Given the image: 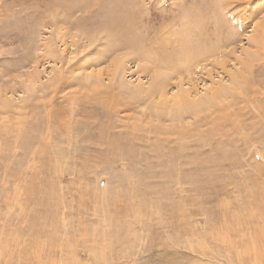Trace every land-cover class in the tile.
<instances>
[{"label": "rangeland", "instance_id": "obj_1", "mask_svg": "<svg viewBox=\"0 0 264 264\" xmlns=\"http://www.w3.org/2000/svg\"><path fill=\"white\" fill-rule=\"evenodd\" d=\"M109 1L0 0V264H264V0H135L152 55L186 22L215 47L177 78L107 53ZM231 76L220 103L166 118L178 82Z\"/></svg>", "mask_w": 264, "mask_h": 264}, {"label": "bare ground", "instance_id": "obj_2", "mask_svg": "<svg viewBox=\"0 0 264 264\" xmlns=\"http://www.w3.org/2000/svg\"><path fill=\"white\" fill-rule=\"evenodd\" d=\"M134 9H135V0H110L109 3H107L104 9L105 12L103 11L105 16L97 24H100V28L105 30L106 37H107L106 41L110 42L111 47H109V50L107 52L108 54H110V52L111 53L115 52L121 47H125L126 49L134 50V51L138 50L145 57L148 52L147 55L158 57V59L162 61V62H159L158 64H160V66H163L164 68L172 70V72L174 73V75H176V78H177L178 74L185 68V66L188 67L190 65L198 64V63L204 62L205 60H208V59H205L207 58L206 56L212 52L211 50L215 48L212 45L211 46L213 48H211V46H208L207 44H205L206 41L201 40V39H197L195 40V42L191 43L190 27L192 25L189 24V22L185 21L186 23L185 22L183 23H185L186 25L183 24V26H186L185 27L187 30V31L185 30L186 33L183 30V31H180V33L176 34L177 39L181 44L179 47H177L176 51L175 52L162 51V48L167 44L166 42L172 38V37L170 38L169 37L170 35H168L166 42L162 41L161 43L156 44V45H159V47L155 50L154 52L155 54L152 55L153 52L152 50H150L151 48L149 50L145 49L142 44L141 46L140 45L138 46L136 43L137 41H135V38L132 37L136 29L137 20L139 18L138 14L134 11ZM182 29H184V27ZM259 31L260 33H264V24L259 29ZM260 38H262L263 40L262 35H260ZM193 43H194V46L191 45ZM201 58H204V59L201 60ZM147 59H150V58H147ZM151 60H153V62L156 63L154 59L151 58ZM241 62L242 61H240V63ZM222 69L226 70L225 67H223ZM171 79L172 78H170L169 81H171ZM58 80L55 81L54 85L55 84L60 85ZM234 82L238 84V80L234 76L229 77V80L225 82L221 81L220 84H217L216 82H214L212 84V89L208 88L209 90H206L204 93H202L204 90L202 92L195 90V87H194L195 82H193V80L189 78H186L178 82V84L174 85L175 87L178 88V92H177L178 94L172 97L170 96L171 98H168L166 103L162 104L163 109H165L166 111V112L164 111L166 118L168 117L171 121L173 120L176 121L177 119L182 120L184 111L186 110H193V109L198 110L200 108L209 106L215 102H219L220 100L227 98L228 92H230V90L232 89L231 87L236 85ZM185 85H188L189 89L188 87H185ZM217 85L219 86L217 87ZM121 86L123 87L122 90L125 92L127 88L124 85H121ZM169 87L170 86L168 85L167 81L165 82L164 80L163 81L161 80L158 82L156 80L155 89L150 88V89H153V91H150L148 93L150 94V93L155 92L157 94L160 92L164 96L169 97L168 91H167ZM144 93H145V89H142V90L133 89L134 96L131 97V100L134 103H132V105H135L136 103L140 104L141 100L143 101ZM150 97H152V95ZM145 100L146 98L144 99V102ZM117 112H120V109H118Z\"/></svg>", "mask_w": 264, "mask_h": 264}]
</instances>
